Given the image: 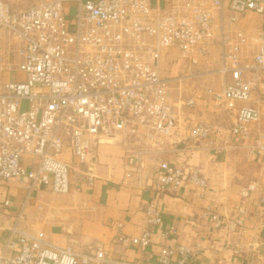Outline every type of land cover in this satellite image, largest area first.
Segmentation results:
<instances>
[{"label": "built area", "instance_id": "built-area-1", "mask_svg": "<svg viewBox=\"0 0 264 264\" xmlns=\"http://www.w3.org/2000/svg\"><path fill=\"white\" fill-rule=\"evenodd\" d=\"M65 1L34 0L11 11L0 0V187L24 178L30 189L42 184L53 193H67L71 165L60 157L63 148L93 166L96 145L114 139L126 150L125 179L132 176L131 167L139 170L143 158L151 157L157 163L151 175L154 191L174 194L184 182L205 188L201 169L185 174L184 165L169 158L178 151L183 107L196 106L194 96L179 107L172 102L170 85L187 74L162 76L161 57L170 48L187 70L216 49L217 72L231 79L220 89L204 91L231 123L227 127L193 123L184 139L187 150L200 141H207V148H219L212 145L213 138L231 135L251 153L264 155L261 109L251 101L257 83H264V27L252 30L239 23L246 12L264 20V0H70L75 8L70 17ZM5 73H14V79H6ZM25 156L34 159L32 168L24 164ZM87 175L91 179L92 171ZM254 192L259 193L264 226V184L251 181L241 187L240 196L250 200ZM10 202L0 200V216ZM26 205L24 200L5 228L0 220V264H123L101 245L80 252L72 242L50 243L43 230L22 225ZM142 211V233L125 236L118 223L117 243L147 247L159 227L163 239L176 235L173 224L163 226L154 202H146ZM247 213V206L239 205L237 233ZM203 216H209L215 228L223 223L210 208ZM192 253L184 244H164L157 261L194 264ZM260 263L264 264V255Z\"/></svg>", "mask_w": 264, "mask_h": 264}, {"label": "crops", "instance_id": "crops-1", "mask_svg": "<svg viewBox=\"0 0 264 264\" xmlns=\"http://www.w3.org/2000/svg\"><path fill=\"white\" fill-rule=\"evenodd\" d=\"M73 9V2L65 1V13ZM257 18L263 21L261 16L246 12L241 15L239 23L253 30ZM219 79L220 84L215 89L231 81L229 74H220ZM200 102L199 108L215 109L212 101ZM188 122L187 119H179L178 151L169 158L184 162L185 174L191 168L205 171L209 178L205 188L192 187L184 182L174 194L154 191L151 175L157 163L151 157L143 158L139 170L131 167L132 176L125 179L129 168L125 162L126 150L114 139L103 140L96 145L93 166L81 163L65 146L60 157L71 165L68 192L53 193L42 184L30 189L24 178L8 180L0 187V200H11L10 205L2 209L0 220L3 228L27 200L22 225L43 230L46 239L57 246L72 242L78 251L89 252L96 245H101L109 257L121 260L123 264H158L160 247L178 243L192 249L194 264H261L264 226L261 225L260 203L255 201L247 207L248 213L240 233H237L234 219L241 187L254 179L264 184V155L251 153L246 144L231 135L213 138L212 145L219 148L187 150L184 139ZM23 162L27 168L34 165L30 156H25ZM90 171L91 179L87 175ZM149 201L154 202L161 212L163 226L173 224L176 227V235L163 239L159 236V227L147 247L117 243L118 223L125 236L142 233L145 227L142 207ZM38 204L43 206L42 210L37 208ZM208 208L221 217L223 223L220 227H213L210 217L203 216V211ZM1 233L5 231L2 229ZM172 264L176 263L173 261Z\"/></svg>", "mask_w": 264, "mask_h": 264}, {"label": "rangeland", "instance_id": "rangeland-1", "mask_svg": "<svg viewBox=\"0 0 264 264\" xmlns=\"http://www.w3.org/2000/svg\"><path fill=\"white\" fill-rule=\"evenodd\" d=\"M33 1L34 0H5L11 11H17L19 9L25 8L31 5ZM74 10L75 8L73 9V11L68 12L67 16L70 17L74 12ZM259 27H264V20L262 21V19L257 18L255 23V29H258ZM263 33H264V29H263ZM177 55H178L177 51L174 48L168 49L166 53H164L161 57L160 67H161L162 76L178 77V76H182L183 73L187 74L186 76L182 77L180 82H172L169 89L172 102L175 103L178 107L182 104V101L185 100L186 97L194 96L196 98V106L191 109L190 108H186V109L184 108L185 110L182 109L180 119L189 120L187 124L188 128L195 122H203L211 126L220 125L222 127H227L231 123V117L229 115H227L225 112L221 110H218L215 107H214L215 109L213 110L210 109L204 110L202 108H199L200 105H198L200 101H206L207 103H211V99L204 94V91L208 87L215 88L217 84H220L219 82L220 74L217 72V68L219 65L217 50L214 49L211 55L204 62L203 60H201L200 63L191 67L188 70L183 69V67L180 65V63L178 62ZM4 77L6 79L13 80L15 75L14 73H5ZM263 96H264V83L258 82L256 87L253 89L251 93V101L259 104L261 109L260 124L264 126ZM201 103L202 102H200V104ZM26 107H27L26 102L23 101L22 108L24 109ZM63 140L67 141V138L63 137ZM208 141H210V139H208ZM195 145L196 146L193 148V150H197V151H206L208 147L207 141H200L197 142ZM204 173L208 183L209 180L208 174L205 171ZM251 181H259V180L254 179ZM238 194L240 195L239 191ZM258 198H259L258 192L252 193L250 200H243V198L240 197L239 205L243 204L247 207L249 205L251 206L253 202L255 201L258 202Z\"/></svg>", "mask_w": 264, "mask_h": 264}]
</instances>
